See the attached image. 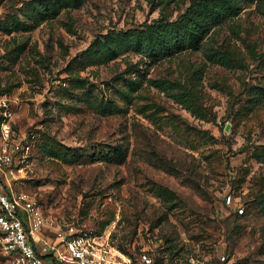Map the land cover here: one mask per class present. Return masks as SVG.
I'll return each mask as SVG.
<instances>
[{"label": "rangeland", "instance_id": "1", "mask_svg": "<svg viewBox=\"0 0 264 264\" xmlns=\"http://www.w3.org/2000/svg\"><path fill=\"white\" fill-rule=\"evenodd\" d=\"M198 1L0 0V90L36 135L7 176L42 239L73 228L109 264H264V0L169 58L127 42Z\"/></svg>", "mask_w": 264, "mask_h": 264}, {"label": "built area", "instance_id": "2", "mask_svg": "<svg viewBox=\"0 0 264 264\" xmlns=\"http://www.w3.org/2000/svg\"><path fill=\"white\" fill-rule=\"evenodd\" d=\"M13 122L12 101L7 93H0V249L11 264H109L86 234L73 228L59 227L53 243L42 239L45 216L41 203L30 193L10 187L7 176L31 157L36 135H17Z\"/></svg>", "mask_w": 264, "mask_h": 264}, {"label": "trees", "instance_id": "3", "mask_svg": "<svg viewBox=\"0 0 264 264\" xmlns=\"http://www.w3.org/2000/svg\"><path fill=\"white\" fill-rule=\"evenodd\" d=\"M238 1L256 0H201L178 20L155 25L149 32L141 31L127 42L133 48L145 52L148 57L169 58L188 47L198 45L215 24L238 15ZM0 93L6 92L0 90Z\"/></svg>", "mask_w": 264, "mask_h": 264}]
</instances>
